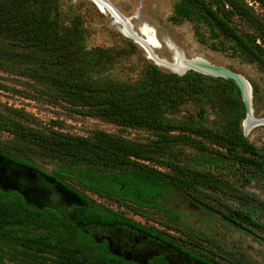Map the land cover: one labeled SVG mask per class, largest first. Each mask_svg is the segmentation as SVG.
<instances>
[{
	"label": "trees",
	"instance_id": "1",
	"mask_svg": "<svg viewBox=\"0 0 264 264\" xmlns=\"http://www.w3.org/2000/svg\"><path fill=\"white\" fill-rule=\"evenodd\" d=\"M251 2L264 10V0ZM59 3L0 0V71L32 82L39 94L79 115L121 129L147 131L154 139L139 143L101 131L79 137L40 130L30 126L29 114L7 109L0 112V133L12 140L10 147H0L1 158L21 166L33 161L53 163L57 176L142 217L160 210L175 219L177 215L162 203L166 191L199 201L202 188H216L212 172H231L228 161L240 165L247 179L254 172L264 179V153L242 134L245 107L234 81L193 71L179 76L153 65L131 84L107 79L105 73L120 54L87 50L79 17L73 15L66 22ZM172 21L190 22L202 44L240 54L264 71V48L257 44L264 45V17L246 0H180ZM188 106L195 107V116H184L183 108ZM183 150L191 153L179 159ZM66 187L86 204L75 208L79 224H127L164 239L122 213L93 204L80 190ZM228 221L264 232L241 211L229 208ZM0 264L135 263L108 253L106 243H96L59 214L32 208L20 195L0 190ZM149 264L165 262L158 258ZM235 264L250 263L237 259Z\"/></svg>",
	"mask_w": 264,
	"mask_h": 264
},
{
	"label": "rangeland",
	"instance_id": "2",
	"mask_svg": "<svg viewBox=\"0 0 264 264\" xmlns=\"http://www.w3.org/2000/svg\"><path fill=\"white\" fill-rule=\"evenodd\" d=\"M104 1L134 32L142 25L154 32L160 45L153 49L157 58L171 63L173 53L176 52L185 59L200 58L243 77L251 88V116L261 123L255 125L249 119L244 123L247 126L245 128L244 125L242 127V121V134L250 145L264 153V71L261 68L248 62L240 54L216 51L211 49L209 44H202L195 37L190 22L174 23L172 16L180 0ZM246 3L264 17L261 5L251 0H246ZM59 7L66 22L73 15L79 17L82 27L86 30L87 50L100 48L112 54H120L110 71L105 73L107 79L131 84L145 74L149 65L156 66L147 59L141 47L120 32L121 26L114 23L110 14L101 12L91 0H60ZM237 25L242 28L241 22L237 21ZM243 30L249 31L246 28ZM257 44L264 48L260 42ZM156 67L163 72H170ZM38 89V86L24 78L0 71V112L7 109L22 110L31 116L30 126L70 136L89 137L94 132L101 131L132 142L146 143L154 139L147 131L121 129L100 119L79 115L67 105L53 103L47 96L39 94ZM183 109L184 116H195V107L188 106ZM208 118L215 119L212 116ZM11 140V136L0 133V147H10ZM182 153L178 156L179 159L191 152L183 150ZM228 162L231 172H212L210 177L216 188H202L197 193L199 201L172 190L166 191V200L162 203L171 213L177 215L175 219L167 218L160 210H152L146 213V217L135 215L127 207L99 198L89 191L81 190L73 180L57 176V165L45 161H33L30 162L32 166H21L0 157V190L20 195L32 208L48 209L59 214L98 244L103 240H113L120 247L123 238L127 236L123 229L127 230L129 225L115 227L97 223L79 224L74 219V210L77 207H86V204L66 186L80 190L93 204L101 208L122 213L154 234H159L164 238V242H172L176 248L187 254H197L217 264H235L237 259L250 264H264V232L246 225L238 227L228 221L231 208L249 215L264 227V179L255 172L252 179H247L240 165L233 161ZM157 169L167 172L163 167ZM40 180H45L47 185L38 183ZM44 186L51 189L45 190ZM47 195L51 196V201ZM127 231L130 232L129 229ZM134 236L128 240L129 246L150 244L140 237L134 239ZM107 251L118 256L115 249ZM143 257L136 258L141 261Z\"/></svg>",
	"mask_w": 264,
	"mask_h": 264
},
{
	"label": "water",
	"instance_id": "3",
	"mask_svg": "<svg viewBox=\"0 0 264 264\" xmlns=\"http://www.w3.org/2000/svg\"><path fill=\"white\" fill-rule=\"evenodd\" d=\"M91 1L96 5L99 10L105 9L113 18L114 23L121 26L120 32L126 37L130 38L136 45L141 47L144 50L147 59L150 60L156 66L167 69L171 73L179 76L184 75L188 71H193L204 76L223 78L234 81L240 91L241 100L245 107V119L243 120L242 127L244 123L249 119H251L255 123V125L261 123V121L254 120L251 116V88L248 82L243 77L225 68L214 66L207 61L206 62L208 64L205 65L199 64L198 62L196 63L195 61L197 60V58L185 59L183 56L177 54L176 52L173 53L171 63L161 60L157 58L153 53V49L159 47L160 45L155 37L154 32L151 33V29L149 27H147L146 25H142L138 28L137 32H134L130 27L127 26V23H125L119 18L117 12L104 0ZM175 66H178L179 68H176ZM196 66H201L202 68H204V70H206V72H199L195 70L194 67Z\"/></svg>",
	"mask_w": 264,
	"mask_h": 264
},
{
	"label": "flooded vegetation",
	"instance_id": "4",
	"mask_svg": "<svg viewBox=\"0 0 264 264\" xmlns=\"http://www.w3.org/2000/svg\"><path fill=\"white\" fill-rule=\"evenodd\" d=\"M24 181L26 177L23 178ZM45 185V180H40V182ZM47 185V184H46ZM45 185V186H46ZM44 186V188H45ZM51 189L49 186L45 188V190ZM49 192V191H48ZM49 194V193H48ZM48 199L51 201V196L47 195ZM47 206H49L47 203H45ZM52 208V207H51ZM75 211V210H74ZM115 227H122L125 225L122 224H113ZM130 230L128 232L127 230ZM127 230H124L127 234L123 239L122 245L119 247L117 243L113 240L107 241L103 240L102 242L106 243V249L107 250H112L115 249L118 253L119 258H123L124 260L128 262H132L135 264H149L155 259H162L165 264H209V263H204L197 259L194 255L192 254H187L183 252L182 250L176 248L172 242L170 241H165L161 238H158L157 236H152L151 234H148L136 227L133 226H128ZM135 235L133 238L137 239V237H140L144 240L149 241L150 244H145V245H139V247L136 245H131L129 246L128 240ZM155 241V242H154ZM101 242V243H102ZM165 243V245H164ZM129 246V247H128ZM137 246V247H136ZM168 250V251H167ZM145 255V257H143ZM136 257H143V259L137 260Z\"/></svg>",
	"mask_w": 264,
	"mask_h": 264
},
{
	"label": "bare ground",
	"instance_id": "5",
	"mask_svg": "<svg viewBox=\"0 0 264 264\" xmlns=\"http://www.w3.org/2000/svg\"><path fill=\"white\" fill-rule=\"evenodd\" d=\"M109 2V1H108ZM101 12H107L105 9L104 10H100ZM151 31V33H153V31L152 30H150ZM196 63L198 62L199 64H205V65H207L208 63L207 62H205L204 60H201V59H197L196 61H195ZM176 68H179L178 66H175ZM195 68V70H197V71H199V72H206V70H204V68H202L201 66H196V67H194ZM250 112V111H249ZM249 125V124H248ZM244 127L245 128H247V126L246 125H244ZM248 127H250V126H248Z\"/></svg>",
	"mask_w": 264,
	"mask_h": 264
}]
</instances>
